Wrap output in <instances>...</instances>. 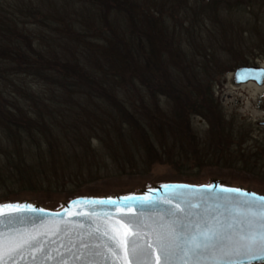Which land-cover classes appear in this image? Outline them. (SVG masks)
<instances>
[{"label":"trees","instance_id":"trees-1","mask_svg":"<svg viewBox=\"0 0 264 264\" xmlns=\"http://www.w3.org/2000/svg\"><path fill=\"white\" fill-rule=\"evenodd\" d=\"M246 5L0 0V204L21 192L74 199L105 177H146L157 165L190 183L198 176L189 171L239 163L238 151L216 138L195 139L191 112L224 141L233 128L210 110L190 108L193 94L178 87L177 66L206 76L221 71L212 51H229L234 40V27L221 14L244 15ZM207 31L215 38L203 53L195 40L205 45ZM162 94L174 96L171 117L156 102Z\"/></svg>","mask_w":264,"mask_h":264},{"label":"snow or ice","instance_id":"snow-or-ice-1","mask_svg":"<svg viewBox=\"0 0 264 264\" xmlns=\"http://www.w3.org/2000/svg\"><path fill=\"white\" fill-rule=\"evenodd\" d=\"M177 187L183 194L166 198L167 211L156 217L128 215L135 205L152 206L154 202L148 198L125 197L132 203L123 206L111 199L90 201L127 211L114 223L105 216L99 222L88 221L87 229L83 223L75 229H58L62 236L75 232L94 243V247L87 241L79 245L73 264H116L117 260L121 264H243L237 259L242 256L251 264L252 259H264V196L239 188H220L214 193V185ZM44 212L30 203L0 205V229H11L0 236V261L4 256L14 260L25 251L49 255L52 250L45 251V245L54 241L48 239L46 225L21 231L16 224L17 216L22 219ZM67 260L64 257L60 264Z\"/></svg>","mask_w":264,"mask_h":264},{"label":"rangeland","instance_id":"rangeland-1","mask_svg":"<svg viewBox=\"0 0 264 264\" xmlns=\"http://www.w3.org/2000/svg\"><path fill=\"white\" fill-rule=\"evenodd\" d=\"M239 1L244 5L247 4V11L244 15L242 13L228 15L224 11L221 14L222 19L225 18L228 25L230 23L234 27V40L230 42V45H226L230 52L222 49V46L212 51L219 59L221 71L206 76L197 71V68L194 69L190 67L191 65L180 63L177 69L180 71L181 77L177 79V85L184 92L190 93L191 90L193 97L190 108L192 110L193 108L197 111L204 110V112L210 110L217 116L215 119L225 120L233 128L232 138L225 135L224 141L218 133L216 136H211L208 130V121L191 112L187 115V120L190 118L192 134L195 139L207 140L210 138L212 140V138H216L226 146V149L228 146L229 150L227 149V151H238L240 162H230V164L221 167H207L199 174L195 173L196 171L188 173L198 176L190 180V183L193 184H207L211 179L217 178L228 181L232 186L264 194V86L258 87L250 83L237 85L233 76L235 69L240 66H264V0ZM207 23L209 25L210 21ZM205 37L208 38L205 45L198 39L195 40L196 45L202 48L200 51L203 53L205 51L203 47L209 46L214 36L207 31ZM213 40L217 42V40ZM219 43L222 44L220 41ZM259 43H262V46H259ZM189 48L191 50V47ZM193 52L195 64L202 65V59L198 56L199 51L193 50ZM187 55L190 57V51ZM190 63L194 62L190 59ZM196 84H202L200 91L196 89ZM199 95H201V99L194 97ZM173 97L162 94L156 100L157 104L163 107L164 117H171L176 109L172 101ZM220 125L221 128L224 127L223 124ZM157 138L159 141L164 139L161 135H157ZM231 140L233 143L229 144ZM169 143L172 145V141ZM179 175L178 170L165 165H157L146 177L133 175L105 177L101 181L88 185L87 189L79 196L104 197L137 193L146 187L149 188L157 184L179 182L177 181L180 180L178 179ZM3 194L0 192V200ZM12 201H33V203L54 211L60 209L62 203L68 200L64 195L45 196L33 192H21L19 197L13 198Z\"/></svg>","mask_w":264,"mask_h":264},{"label":"water","instance_id":"water-1","mask_svg":"<svg viewBox=\"0 0 264 264\" xmlns=\"http://www.w3.org/2000/svg\"><path fill=\"white\" fill-rule=\"evenodd\" d=\"M264 80V69L263 68H251V67H240L235 71V81L237 84L247 83L249 81H256L260 85L263 84ZM179 185H191V186H204V185H214V193H219L220 188H239L243 189L250 193H256L250 191L243 187H235L229 184L228 181L213 178L207 184L195 185L188 183H163L157 184L152 187L143 189L137 193L128 194V195H113V196H104V197H93V196H78L74 199H70L62 203V206L58 210L46 209L40 204L29 202V201H9L4 204L9 203H20L27 204L30 203L34 208H42L45 210L42 215H25L21 219L20 216L16 217V224L19 230L21 231H34L41 228L42 225L47 226V230L50 235L48 239L54 241V243L45 245V251L51 249L52 251L49 255L45 256L42 252L34 251H25L20 256L16 257L14 260H10L7 256L3 257V261H0V264H60V261L64 257H68L66 264H73L75 259V252L80 250L79 245L88 242L89 247H94V243L89 237L79 238L75 232L68 233L66 235H60L57 230L69 227V228H78L79 224L83 223L84 229L89 227L88 221H101L105 216L110 218V222L114 223L116 220H119L120 217L127 211L123 207H114L111 205H98L92 204L90 201H99V200H116L119 201L120 205H127L132 203L130 200H125V197H134L137 200L148 198L153 201V205L150 207H140L135 205L132 207L131 211L128 212V215L135 216H151L156 217L158 214H163L167 211L169 205L164 201L166 198L178 196L183 194V190L179 189ZM260 196H264L259 193H256ZM211 195V193H210ZM221 195H226L221 193ZM238 198V197H237ZM79 202V203H74ZM3 205V204H1ZM172 207L175 206V201H173ZM96 209L95 212L92 210ZM27 211V210H24ZM63 217V219H61ZM11 229H0V236L4 233L10 232ZM56 233V234H52ZM87 248L84 249L86 251ZM243 264H248V257H238ZM116 264H121L120 261H116ZM162 264V261L158 262ZM251 264H264V259H252Z\"/></svg>","mask_w":264,"mask_h":264},{"label":"flooded vegetation","instance_id":"flooded-vegetation-1","mask_svg":"<svg viewBox=\"0 0 264 264\" xmlns=\"http://www.w3.org/2000/svg\"><path fill=\"white\" fill-rule=\"evenodd\" d=\"M264 67V66H261V65H253V66H249V67ZM250 84H253V85H256V86H258L259 84L258 83H256V82H250ZM264 86V83H263V85H261V86H258V87H263Z\"/></svg>","mask_w":264,"mask_h":264}]
</instances>
